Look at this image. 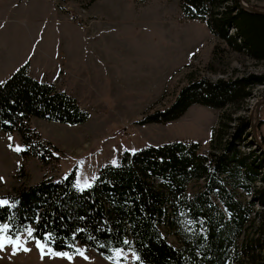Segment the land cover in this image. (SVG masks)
Here are the masks:
<instances>
[{
	"label": "trees",
	"instance_id": "obj_1",
	"mask_svg": "<svg viewBox=\"0 0 264 264\" xmlns=\"http://www.w3.org/2000/svg\"><path fill=\"white\" fill-rule=\"evenodd\" d=\"M255 1L179 0V4L184 19L204 23L229 51L263 63L264 15L241 5L256 9ZM263 83L264 75L253 74L215 82L190 80L167 108L146 114L138 123L164 125L193 105L215 110L231 106L236 111L250 96V88ZM232 114L220 116L204 152L195 142L148 146L125 151L117 165L102 167L86 189L75 185L76 168L63 178L22 187L4 197L16 203L0 208V223L21 234L31 227L40 240L50 234V245H42L52 254L72 253L73 245L113 264L106 257L120 248L138 254L140 261L135 259L134 264H264V233L239 243L256 215L254 206L264 208V186L258 185L264 183L260 176L264 153L259 147L264 148V140L257 131L264 120L257 121L256 141L253 120ZM32 117L75 126L85 123L89 114L53 83L32 78L26 62L0 84V131L19 134L23 160L33 157L45 164L57 159L60 151L28 126ZM251 146L253 150L243 151ZM200 181V190L187 192L191 182ZM241 194L249 200L240 199ZM169 234L179 247L168 241ZM124 240L130 243L125 245Z\"/></svg>",
	"mask_w": 264,
	"mask_h": 264
},
{
	"label": "rangeland",
	"instance_id": "obj_2",
	"mask_svg": "<svg viewBox=\"0 0 264 264\" xmlns=\"http://www.w3.org/2000/svg\"><path fill=\"white\" fill-rule=\"evenodd\" d=\"M253 5L264 12V0ZM26 62L32 78L53 83L74 98L89 118L75 126L34 117L27 121L42 140L60 151L57 159L45 164L33 157L21 159L19 134L0 131V199L43 179L63 178L73 168L76 187L86 189L102 167L117 165L125 151L195 142L204 152L225 113L249 117L258 126V119L264 120L263 83L250 88V96L236 111L231 106L215 110L193 105L176 121L139 125L146 114L167 108L190 80L264 75V62L229 51L204 23L184 19L179 0H0V84ZM257 131L264 140V124ZM202 185L191 182L187 192L194 194ZM239 197L249 200L244 194ZM253 209L256 215L239 243L264 233V208ZM167 236L171 244L180 246L174 236ZM21 240L27 241L24 247L30 251L13 254L8 247L0 251V264H113L84 248L87 260L80 255L71 260L57 257L42 244L38 248L26 232ZM120 255L124 257L120 264H134L130 250Z\"/></svg>",
	"mask_w": 264,
	"mask_h": 264
},
{
	"label": "snow or ice",
	"instance_id": "obj_3",
	"mask_svg": "<svg viewBox=\"0 0 264 264\" xmlns=\"http://www.w3.org/2000/svg\"><path fill=\"white\" fill-rule=\"evenodd\" d=\"M19 151V147L16 149ZM134 151V150H133ZM16 202H9L8 200L5 199H0V208H3L5 206H8L9 208L14 207ZM24 232L28 234L29 237H31L33 240L36 241L38 248L41 246L42 243L49 244L51 243L50 241V234H45L43 237V240L37 239L33 233L34 229L31 227H25ZM78 231H83L78 230ZM21 232L19 229L16 231H12L9 228V225L6 223H0V251H5L8 247L12 248L13 254L16 253L18 250H23V251H30V249L24 247V244L27 243V241H22L21 240ZM90 239H93L92 237H89ZM130 242L128 240H124L123 244L128 245ZM69 247L73 248L72 253L68 252H55L54 255L57 257H63V258H68L69 260L72 259L74 255H80L84 259H89L85 254L84 250L81 248H76L73 245H69ZM100 247H105V245L101 244ZM111 251V250H110ZM124 252L123 248L116 249L113 255L107 256L106 259H109L110 261H114V264H120V260L123 259L120 254ZM137 261H140V258L138 254L133 253ZM42 256H43V251H42ZM142 264V262H141Z\"/></svg>",
	"mask_w": 264,
	"mask_h": 264
},
{
	"label": "water",
	"instance_id": "obj_4",
	"mask_svg": "<svg viewBox=\"0 0 264 264\" xmlns=\"http://www.w3.org/2000/svg\"><path fill=\"white\" fill-rule=\"evenodd\" d=\"M241 5H242L243 8H246V9H248L249 11H252V12L257 13V14H262V15H264V12H263V11H259V10H257V9H253L252 7H250V6L246 5V4H243L242 2H241ZM261 104L264 105V102L261 103ZM259 108H260V105H257V107L255 108V118H256V119L259 117ZM251 131H252V135L254 136L255 140L257 141L256 122H254V123L252 124V126H251ZM259 147H260V149H262V151H264V148H263L261 145H259Z\"/></svg>",
	"mask_w": 264,
	"mask_h": 264
},
{
	"label": "crops",
	"instance_id": "obj_5",
	"mask_svg": "<svg viewBox=\"0 0 264 264\" xmlns=\"http://www.w3.org/2000/svg\"><path fill=\"white\" fill-rule=\"evenodd\" d=\"M22 66V65H21ZM20 66L16 67L14 70H12V72H14L16 69H18Z\"/></svg>",
	"mask_w": 264,
	"mask_h": 264
}]
</instances>
